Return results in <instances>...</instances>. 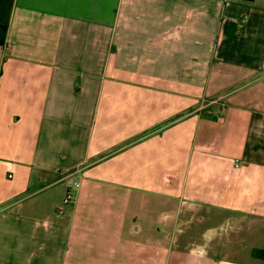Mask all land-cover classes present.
I'll return each mask as SVG.
<instances>
[{
  "label": "crops",
  "instance_id": "crops-1",
  "mask_svg": "<svg viewBox=\"0 0 264 264\" xmlns=\"http://www.w3.org/2000/svg\"><path fill=\"white\" fill-rule=\"evenodd\" d=\"M0 24V264H264V0H0Z\"/></svg>",
  "mask_w": 264,
  "mask_h": 264
},
{
  "label": "built area",
  "instance_id": "built-area-1",
  "mask_svg": "<svg viewBox=\"0 0 264 264\" xmlns=\"http://www.w3.org/2000/svg\"><path fill=\"white\" fill-rule=\"evenodd\" d=\"M239 166H240V161L237 160L234 163V168H237ZM77 171L78 170L71 171V172H68V173L65 174L64 178L66 180H68V182L70 183V186H69L68 191H67V196L64 199V203H66V204L74 201V199H75V189L80 185L79 179L76 178Z\"/></svg>",
  "mask_w": 264,
  "mask_h": 264
},
{
  "label": "trees",
  "instance_id": "trees-1",
  "mask_svg": "<svg viewBox=\"0 0 264 264\" xmlns=\"http://www.w3.org/2000/svg\"><path fill=\"white\" fill-rule=\"evenodd\" d=\"M6 30H7V27L5 25L0 24V36L4 35ZM0 43H2V42L0 41Z\"/></svg>",
  "mask_w": 264,
  "mask_h": 264
}]
</instances>
